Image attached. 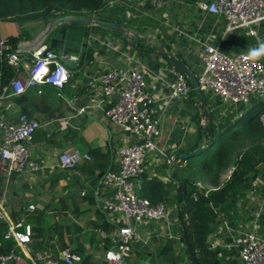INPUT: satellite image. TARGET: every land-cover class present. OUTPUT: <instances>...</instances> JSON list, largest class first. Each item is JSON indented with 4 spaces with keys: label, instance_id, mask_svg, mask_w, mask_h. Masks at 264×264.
Returning <instances> with one entry per match:
<instances>
[{
    "label": "crops",
    "instance_id": "obj_1",
    "mask_svg": "<svg viewBox=\"0 0 264 264\" xmlns=\"http://www.w3.org/2000/svg\"><path fill=\"white\" fill-rule=\"evenodd\" d=\"M212 1L168 0L159 10L153 8L148 2L126 1L115 5L124 8L117 18L122 22L118 25L129 32L127 36L115 31L96 35L92 30H86L90 34V45L96 47L97 51L87 50V55H93V60L86 65L81 77L67 87L70 98L67 99L62 93H54L52 99L47 102L49 109L45 113L38 112L34 115L42 127L36 132L32 144L29 145V158L41 166V172L18 175L10 183V188L3 193V197H0V203L4 204L12 221H14L12 214L18 216L19 221H25V215L33 213L27 210L28 207L24 210L25 212L19 211L18 208L14 210L9 208L13 205L11 203H18L22 199L26 200L29 206L34 205L36 210H46L45 226L61 229L63 238L58 239L54 245L48 244L42 247H38V243L33 241L28 250L21 249L22 259L14 264H34L33 255L38 250L48 249L51 252H58L66 248H71L81 255L77 251L79 250L84 255H90L95 264H102L106 247L101 235L102 231L96 230L95 225L107 219L101 210V205L112 195V192L102 186L93 188L91 182L94 177L91 174L61 169L59 157L70 151L90 155L91 149L99 148L104 153H112L114 171L118 169L120 148L133 140L109 121L103 109L94 106L98 103L97 93L101 89L99 81H97V89L88 85L89 81L99 79L112 69L135 68L143 73L146 85L156 99L154 107L160 121L161 136L157 140V151L146 155L143 176L141 174L136 186L140 195L152 202H164L168 208L169 218L162 222L144 223L138 226L140 242L152 244L151 246L155 247L165 244L169 239H178V234L175 232L177 227L175 213L181 204L178 195L181 180L187 181V178L196 177L195 180H191L207 191L216 190L229 180L234 170V162L221 172L219 177H215L207 165H198L196 171L195 166L190 168L188 163L181 167L179 162L189 159L185 160L176 156L194 152L193 149L198 144L200 148L204 147L208 140L205 137L200 141V131L203 128L202 131L205 133L206 126L210 122L208 116L203 113L201 107L198 109V104L190 96L167 101L168 84L174 78L166 71V68L171 66L159 51L162 48L177 59L181 57L179 60L184 61L186 64L182 63L197 78L203 68L197 56L202 44L207 43L221 49L224 37L229 33L227 20L223 16L204 12L199 8L200 3ZM237 30L247 34L244 29ZM32 31L30 34L33 39L20 44L29 45L36 39H40L44 31V23L32 26ZM173 36H175V42L170 39ZM125 41L129 43L126 49H124ZM147 41L152 45H149ZM140 44L157 48V53L151 54V60L142 59L140 50H137L140 49ZM132 49L135 50L133 53ZM102 50L105 53L101 55ZM79 86L82 89L74 94ZM211 95L214 101L215 97L212 93ZM223 106L225 110L222 116L230 105ZM232 107L233 110L236 108V106ZM103 108L107 109V106L103 104ZM82 109L84 112L80 113ZM10 111L13 119L21 112L20 107L15 104L11 105ZM263 115L264 113L261 114V121L264 126ZM62 119L69 120L66 130H61ZM170 155H173L177 162L169 165L167 157ZM86 162L81 163L80 167ZM59 174L65 177L57 181ZM100 176L101 173H98L97 177ZM0 178H2L1 173ZM77 178L80 179L79 182L76 181ZM53 179L57 182L56 184L52 183ZM0 183L1 188V179ZM9 191L19 197L11 200L8 197ZM5 202L8 203V207ZM237 207L236 226H230L231 229L264 237V197L253 194L239 200ZM220 228L209 238V242L214 247H234L231 232L225 229V233L223 228ZM229 238L232 240L230 243ZM129 264L151 263L149 258L140 260L135 252ZM154 264H163V262L155 259Z\"/></svg>",
    "mask_w": 264,
    "mask_h": 264
},
{
    "label": "built area",
    "instance_id": "obj_2",
    "mask_svg": "<svg viewBox=\"0 0 264 264\" xmlns=\"http://www.w3.org/2000/svg\"><path fill=\"white\" fill-rule=\"evenodd\" d=\"M127 1L148 2L159 10L168 0ZM199 8L204 12L223 16L227 20L229 32L244 29L248 35L257 36L256 27L264 21V0H213L211 3H200ZM6 42L0 35V53L7 48ZM22 53L30 54L31 61L22 62ZM240 55L231 57L223 53L220 47L202 44L197 54L203 67L197 75L201 91L212 93L230 106L248 105L253 97L264 96V61L246 62L240 59ZM64 58L73 63L78 61L74 54ZM7 62L18 70L16 78L8 83L0 78V173L8 182L13 173L36 174L42 170L39 164L29 158V145L42 125L26 114L9 118L6 114L11 108L9 99L39 85L63 89L72 73L57 52L49 50L42 42L29 44L26 52L17 50L9 54ZM166 71L174 78L168 84L167 101L189 96L192 88L187 76L175 66L167 67ZM97 81L101 89L97 93L98 103L94 106L103 109L109 121L133 140L120 148L118 169L108 171L100 181L103 188L112 192L102 203L101 210L114 227L110 234L101 232L102 237L109 239L112 246L106 249L102 264H129L133 246L140 240L137 227L169 218L164 202H152L140 195L136 186L143 172L146 155L157 151V140L161 136L160 121L154 107L156 99L148 89L141 71L135 68L112 69L99 79L89 81L88 85L97 89ZM103 104L107 109L103 108ZM82 112L84 109L80 110ZM68 125V119L60 121L61 130H66ZM142 140L145 143L141 144ZM90 160L89 154L70 151L60 155L59 165L61 169L71 171ZM176 162L173 155L167 157L169 165ZM179 163L181 167L187 165V161ZM27 210L34 212L36 207L31 205ZM0 221L8 224L5 239L13 240L20 249L28 250L33 243L32 226L24 221H12L3 203H0ZM225 225L228 232H231L242 263L264 264V237L234 231L229 225ZM57 241L58 237L55 236L50 244L54 245ZM21 259V253L11 250L0 255V264H14ZM82 260L83 257L71 248L58 252L42 249L33 255L34 264H80Z\"/></svg>",
    "mask_w": 264,
    "mask_h": 264
},
{
    "label": "trees",
    "instance_id": "obj_3",
    "mask_svg": "<svg viewBox=\"0 0 264 264\" xmlns=\"http://www.w3.org/2000/svg\"><path fill=\"white\" fill-rule=\"evenodd\" d=\"M126 1L127 0H0V23L13 22L19 25H25L27 23L39 24L41 22L45 23L49 19L58 16L91 15L103 21H114L117 24H121L122 22L117 16H120L124 8L116 5ZM84 29L87 31L92 30L96 35L98 33L104 34L108 32V30L100 27ZM33 30H35V28H33ZM256 30L257 36L247 35L241 30L229 32L224 37L221 51L231 57H236L249 46L256 45L258 40L264 41V21L256 27ZM32 39L30 31L28 30L21 31L18 36H9L6 38L7 48L3 49L2 53H0V78L5 83H8L18 75V70L8 64L7 56L15 52L12 49L14 46L22 42L31 41ZM170 39L175 42V36ZM128 45L129 43L125 41L124 49H126ZM132 50L133 53L135 50ZM137 50H140L142 59L149 58V60H151V54L157 53L156 47L145 46L143 44H140V49ZM100 53L102 55L105 51L102 50ZM20 57L22 62H30L32 59L30 54L27 53H22ZM179 59L181 60V57H179ZM86 60L88 64L93 60V55H87ZM260 60L264 61V58ZM167 62L169 66H174L171 62ZM182 62L186 64L184 61ZM84 70L85 67L83 63L70 69L72 77L65 84L63 89H57L51 85H39L35 88L27 89L22 95L11 97L9 103L19 106L21 111L20 114H26L28 117L34 118L36 113H45L46 110L49 109L47 102L52 99L54 93H62V95L69 99L70 94L67 91V87L74 84L76 80L81 77V73ZM188 83L191 85L189 80ZM81 89L82 87L79 86L74 94H77ZM203 94L208 104L207 110L210 124L209 129L205 130L206 134L202 131L203 128L200 131V141L204 140L206 137L208 141L213 140L214 143L217 142L218 148H211L207 150L204 155L202 154L190 158L187 163L190 168L195 166V169H197L198 165H207L213 172V175L219 177V174L225 167L226 161V158H223L222 145H219V142L228 134H231L230 136L234 139H236L238 135H244V133H230L233 130H229L239 113H246V120L249 119L247 122H250L252 128L254 123L257 124L260 122L261 114L264 113V96L253 97L248 105L239 104L232 113H228L226 117H223L222 113L225 107L223 106L224 103L222 100L214 96L215 100L213 101L211 93L203 92ZM189 96L195 100L199 109V102L192 89ZM6 114L11 118L10 110H8ZM244 123L245 120L239 122V124H242L241 129H246ZM262 128L264 130L263 124ZM232 129H236L235 126ZM199 148L198 144L193 151ZM89 153L91 160L87 161L81 167L80 165L77 166L74 170L91 174L94 177L91 184L93 188L97 189V187H101L100 181L102 176L108 171L115 170L113 163L114 158L111 152L104 153L99 148L91 149ZM98 173H101L100 177H97ZM18 175L20 174L13 173L9 183L5 177L1 175L3 178H0L2 181L0 188L1 198L3 197V193L10 188V183L14 181ZM64 177L63 174H59L57 181ZM79 180V178L76 179L77 182H79ZM52 183L56 184L57 182L53 179ZM253 194L264 197V139L236 153L234 170L230 179L218 189L212 191L204 190L191 180V178H187L186 200L179 204V209L175 213V218L177 219L175 232L178 234L179 239H169L165 244L156 245L155 247H152V244H144L138 241L133 246V253L136 252L140 260L149 258L151 264H154L155 259L161 260L163 264H183L186 262L192 264L184 240L183 233L185 231L192 251L200 264H243L238 248L235 246L231 248H227L226 246L214 247L209 242V238L221 229L220 227H222L225 232V224L235 227L238 213V201L244 198L246 199ZM8 197L14 200L19 197V195H14L13 192L9 191ZM11 204L13 205L9 206L8 203L5 202V205L7 207L9 206L10 209L14 210L18 208L21 212H25L24 210L29 207L24 199L18 201V203ZM46 209H49V207H46ZM45 211L46 210H35L33 213L26 214L24 218L25 224L31 225L33 228L32 240L38 243V247L50 244L55 236H57L59 240L63 238L61 229L45 226ZM12 217L14 221L19 222L20 218H18V216L12 214ZM95 229L110 234L114 230V227L107 219H104L102 223L95 225ZM7 230L8 224L4 221H0V255L11 250H15L16 253H22L21 249L13 240L5 239ZM103 242L107 250L112 247L109 239L103 238ZM228 242L230 243L232 240L229 238ZM37 248H35V250ZM77 251L80 252L83 257L80 264H95L92 262L93 258L90 255H84L81 251Z\"/></svg>",
    "mask_w": 264,
    "mask_h": 264
},
{
    "label": "water",
    "instance_id": "obj_4",
    "mask_svg": "<svg viewBox=\"0 0 264 264\" xmlns=\"http://www.w3.org/2000/svg\"><path fill=\"white\" fill-rule=\"evenodd\" d=\"M91 27H100L108 31H115L121 33L123 36H127L129 33L123 28V26L118 25L113 22L103 21L94 16H58L49 19L44 23V31L40 39H36L34 42H42L48 46L49 50H54L61 57L64 65L70 70L75 68L80 64H84V67L87 65V50L91 49L92 51H97L96 47L90 45V34L86 32L84 28ZM138 37V36H136ZM139 39V37H138ZM145 41V40H143ZM149 45H152L151 42L147 41ZM28 44H19L14 46L12 49L14 51L26 52L28 49ZM1 49V45H0ZM161 55L170 61L175 67L182 71L188 78L191 83V88L196 94L198 101L200 102V107L203 113L208 116L207 112V102L205 100L204 94L199 88V84L196 76L191 72L179 59L174 55L168 54L163 49H159ZM75 54L78 56L77 63L71 62L68 58L64 56H69ZM209 129V125L206 126ZM141 144L145 143L144 140L140 141ZM214 145L213 140L206 141L205 146L193 153L180 154L177 155V158H184L188 160L190 158L202 155L207 150L211 149ZM143 176V174H142ZM187 194V181L181 180L179 182L178 195L179 202L182 203L186 200ZM184 240L186 247L188 249L192 264H200L196 255L193 253L191 245L189 243L186 232L184 231Z\"/></svg>",
    "mask_w": 264,
    "mask_h": 264
},
{
    "label": "rangeland",
    "instance_id": "obj_5",
    "mask_svg": "<svg viewBox=\"0 0 264 264\" xmlns=\"http://www.w3.org/2000/svg\"><path fill=\"white\" fill-rule=\"evenodd\" d=\"M36 25H37L36 23H27L25 25H19V24L13 23V22H1L0 23V35L5 40L7 37L15 36L16 34L20 33L23 30L24 31H27V30L32 31V26H36ZM232 112H233V107L229 106L227 112H225L224 115L225 114L228 115V113H232ZM245 114L239 113L238 117L236 118V120L233 122V124L229 128V130H233L230 133H235V134L244 133V135H238L236 137V139H234L233 137L230 136L231 134H228L226 137H224V139L221 142H219V145H222L221 146L222 152L224 154L223 158H226L225 167L223 168L222 172L224 170H226L229 167V165L235 161L236 153H238L239 151L249 147L251 144L260 142L264 139V130L262 128L261 119H260L261 123L260 122H258L257 124L254 123L253 128H252L250 126V122H247V121H249V119L246 120L247 117ZM226 115L224 117H226ZM243 120H245L244 125H245L246 129H243V128L241 129L242 124H239V122L243 121ZM234 126L236 129H232V128H234ZM241 130H244L245 132L241 131ZM217 145H218L217 142L214 143L212 148H215V149L218 148ZM189 153H193V152H189ZM204 153H206V152H204ZM204 153H203V155H204ZM196 170L197 169H195V171ZM193 172H194V170H193ZM191 179L195 180L196 177L191 178ZM183 264H189V263L186 262Z\"/></svg>",
    "mask_w": 264,
    "mask_h": 264
},
{
    "label": "clouds",
    "instance_id": "obj_6",
    "mask_svg": "<svg viewBox=\"0 0 264 264\" xmlns=\"http://www.w3.org/2000/svg\"><path fill=\"white\" fill-rule=\"evenodd\" d=\"M264 58V41L258 40L256 45L249 46L241 53L240 59L246 62H255Z\"/></svg>",
    "mask_w": 264,
    "mask_h": 264
}]
</instances>
